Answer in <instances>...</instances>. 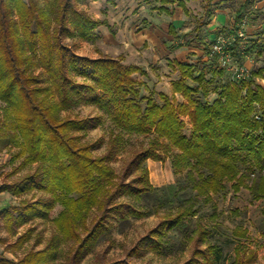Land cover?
I'll list each match as a JSON object with an SVG mask.
<instances>
[{
  "label": "trees",
  "instance_id": "trees-1",
  "mask_svg": "<svg viewBox=\"0 0 264 264\" xmlns=\"http://www.w3.org/2000/svg\"><path fill=\"white\" fill-rule=\"evenodd\" d=\"M79 1L0 0V150L13 149L7 178L19 175L3 182L0 191L20 199L17 207L2 214L6 230L16 236L7 249L22 251L17 261L2 259L0 264H80L108 232L109 220L123 216L129 207L121 198L141 199L160 191L150 182L146 162L164 163L171 153L174 172H187L195 197L187 206L164 214L128 251V258L163 251L168 231L186 228L197 215L198 204L212 203L226 183L235 193L248 188L257 201L264 198V87L256 81L263 77L264 68L246 79L230 81L211 100L207 75L223 77L226 70L202 37L216 9L226 7L235 10L231 33H236L249 5L222 0L215 7L213 0H205V17L185 45H204L210 59L193 65L175 62L172 66L180 78L173 82L174 94L159 93L158 100L142 92L146 85L136 75H147L143 68L125 64L122 57L79 55L66 42L89 41L99 26L107 24L89 16ZM240 42L231 52L242 62L258 46L254 43L242 50ZM74 76L92 83L77 82ZM188 79L195 85H189ZM80 105L105 112L118 129L101 155L95 151L104 144L102 139L85 141L101 117L64 115ZM184 118H189V134ZM124 135L152 138L147 146L132 151L118 173L113 162L122 151ZM168 188L174 193V185ZM31 194H36L34 199L24 198ZM57 206L62 210L56 215ZM36 220L52 224L47 239L31 227L19 234L20 228ZM248 233L246 227L232 231L238 240ZM212 235V230L198 224L194 248L183 264H226L223 247L208 243ZM32 238L33 248L25 250ZM256 257V249L238 242L230 264H253ZM100 264L131 263L118 259Z\"/></svg>",
  "mask_w": 264,
  "mask_h": 264
},
{
  "label": "rangeland",
  "instance_id": "rangeland-1",
  "mask_svg": "<svg viewBox=\"0 0 264 264\" xmlns=\"http://www.w3.org/2000/svg\"><path fill=\"white\" fill-rule=\"evenodd\" d=\"M139 1L141 2H135L137 10L142 2L144 3L146 0ZM148 1L151 6L159 5V0ZM215 1L218 2V0ZM246 2H248L249 5V12L246 14V18L239 28L243 30L247 37L244 41L245 48L249 49L256 43L258 49L253 56L244 57L242 62L235 59L239 65L246 67L249 74H251V72L264 68V0H246ZM204 3V0H193L189 4L193 12L190 22H188L190 26H188L190 28L189 33L192 31L195 21H202L205 13L203 7ZM85 4H88V0L79 1L80 8ZM102 4L105 5L104 3ZM135 5L133 7H136ZM235 18L236 14L231 11V13H228L227 27L213 32L215 36L212 39L206 35L205 39H208L207 41L209 42H207V44L209 47L212 46L217 36L231 33V30L235 28ZM205 32L204 30L203 35ZM207 34H210V32ZM183 35L184 32H181L180 36H182V38L184 37L185 40L186 35ZM179 39H181V37ZM66 42L73 47L77 54L91 55L96 52L99 55L105 54V50H103L96 41L92 42V39L89 41L66 39ZM172 71L171 67L164 63L159 64L158 70H152L155 76H151L150 79H147L149 77L146 75L138 73L136 75L137 79L146 85V87L142 88V92L145 95L152 94L156 99L160 100V90H166V83L171 82L169 79H177L180 77L178 71H174V73ZM149 73L151 72L149 71ZM198 73L199 71H196L195 75H198ZM156 76L164 77V79L159 80L161 82L160 84L156 82ZM207 77L209 80L208 89L211 100L217 97L224 85L234 80L232 73L227 70L226 75L223 77L212 78L210 74H208ZM74 78L80 83H92L90 79L79 76H74ZM256 81L264 87V73L263 77L256 79ZM187 83L192 86L195 85V82L191 79H188ZM179 101H184V98ZM64 115L80 118L101 117V123L91 129L85 138V141L88 143H94L101 139L104 141V144L95 151L96 155H101L105 152L106 142L110 135L113 132H118V129L108 115L91 105H80L64 113ZM184 119L188 123L186 133L189 134L191 129L189 118ZM151 138V136L124 135L122 151L113 162L115 170L118 173L122 172L131 157L132 151L138 150L141 146H147ZM12 151L13 149L9 147H3L0 150V185L3 182L13 181L19 176L7 178V175L11 172L13 167L10 162ZM172 155L173 153L169 154L160 171H156L153 168L149 170L150 181L157 183L158 178L161 179V185L159 187L157 186L160 191L158 190L150 195H146L141 199L129 197L121 198L120 201L126 203L129 207L126 209L123 216L116 215L109 220L108 232L101 236L94 251L87 254L80 261V264H100L118 259H127L131 264H183L190 257L194 248V231L198 224L213 231V235L208 240V243L218 244L223 247L226 264H230L232 261L234 257V248L238 242L244 243L249 249L257 250V257L253 264H264V198L262 201H257L255 194L248 188H243L240 192L235 193L229 183H226V189L224 191L213 196L212 203L206 204L202 202L198 204L199 211L195 217L188 221L186 228L168 231V245L163 251H147L142 256L128 258V251L141 237L146 235L150 229L159 223L164 214L170 211H176L180 207L187 206L190 199H194L195 197V193L192 189V182L187 176V172L183 171L179 174L174 172L172 167ZM249 181L250 183L252 182L251 180ZM170 185H174V193L170 192L168 188ZM35 196L36 194H31L24 198L32 200ZM2 203L4 204V202ZM5 203V206L0 208V214L6 209L11 210L13 207H17L20 203V199L10 195L8 198H5ZM61 210L62 207L57 206L55 214L57 215ZM132 210L144 213V216L135 215L132 213ZM30 227L35 229L34 234L42 233L44 239H47L51 235L53 229L52 224L36 220L32 224L20 228L19 232L24 233ZM237 227H246L249 229L246 238L238 240L233 236L232 231ZM34 239L35 238H32V240L26 244L25 250L33 248ZM15 240V236L11 235L10 238L5 239V242H14ZM200 246L204 248L205 244H201ZM41 247L42 246H37V249Z\"/></svg>",
  "mask_w": 264,
  "mask_h": 264
},
{
  "label": "crops",
  "instance_id": "crops-1",
  "mask_svg": "<svg viewBox=\"0 0 264 264\" xmlns=\"http://www.w3.org/2000/svg\"><path fill=\"white\" fill-rule=\"evenodd\" d=\"M165 1L159 0L158 6H151L149 1L146 0L144 3L142 2L137 10L135 2L140 3L141 1L139 0H88V4L83 5L84 9L83 7L81 9L93 19L107 22V24L99 26L92 36V42L96 41L105 50V54L99 55L96 52L91 55H79L90 58H99L101 56L122 57L125 64L143 68L147 73L146 76L149 77H146L147 79L155 76L152 70H158L159 64L166 63L174 73V71H178L172 66L175 62L189 65L198 62H208L210 55L205 50L204 45H185L186 40L190 38L188 22H190L193 12L189 4L193 0ZM220 1L222 0H218V2L213 0L212 3L217 7ZM180 2H183L184 6L180 5ZM240 2L248 4L246 0H240ZM134 5L136 7H133ZM205 6L206 3L203 5L205 10L204 17L206 14ZM231 11L235 13L232 7L216 9L215 14L204 28L210 34L206 32L204 35L202 34L206 43L209 42L207 41L208 39H205L206 35L212 39L215 36L213 32L227 27L228 13H231ZM198 22H201V20L195 21L194 27ZM181 32H184L183 36L186 35L185 40L184 37L180 36ZM180 37L181 39H179ZM156 78L158 84L161 83L160 79H164V77L159 76H156ZM179 78L169 79L171 82L166 83V90H160V92L171 97L174 94L173 82ZM175 96L179 100L183 99L181 94H175ZM146 164L148 170L153 168L156 171H160L163 167V162H156L150 159ZM160 181L161 179L158 178L157 183L150 182L154 187L158 188L161 185ZM10 195L9 192L0 191V208L5 206V198ZM10 236L5 228L4 216L0 214V261L2 259L17 261L18 257L22 255V251L14 252L12 249H7L8 245L16 241L6 243L5 239L10 238Z\"/></svg>",
  "mask_w": 264,
  "mask_h": 264
},
{
  "label": "built area",
  "instance_id": "built-area-1",
  "mask_svg": "<svg viewBox=\"0 0 264 264\" xmlns=\"http://www.w3.org/2000/svg\"><path fill=\"white\" fill-rule=\"evenodd\" d=\"M240 39L242 50L245 49L244 41L247 39L246 34L242 29H238L236 33L221 34L216 37L211 46L212 55L218 56V62L221 67L230 71L234 80L246 79L249 76V71L243 65H239L235 57L232 55L231 48L234 43Z\"/></svg>",
  "mask_w": 264,
  "mask_h": 264
},
{
  "label": "bare ground",
  "instance_id": "bare-ground-1",
  "mask_svg": "<svg viewBox=\"0 0 264 264\" xmlns=\"http://www.w3.org/2000/svg\"><path fill=\"white\" fill-rule=\"evenodd\" d=\"M158 176V175H157ZM155 177V176H154Z\"/></svg>",
  "mask_w": 264,
  "mask_h": 264
}]
</instances>
